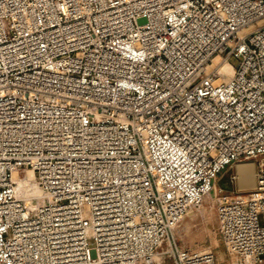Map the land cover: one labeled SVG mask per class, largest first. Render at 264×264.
<instances>
[{
	"label": "built area",
	"instance_id": "2783aa9c",
	"mask_svg": "<svg viewBox=\"0 0 264 264\" xmlns=\"http://www.w3.org/2000/svg\"><path fill=\"white\" fill-rule=\"evenodd\" d=\"M261 19L264 0H0V264H217L173 237L211 190L227 252L264 264ZM245 160L254 187L216 191Z\"/></svg>",
	"mask_w": 264,
	"mask_h": 264
},
{
	"label": "rangeland",
	"instance_id": "374dc122",
	"mask_svg": "<svg viewBox=\"0 0 264 264\" xmlns=\"http://www.w3.org/2000/svg\"><path fill=\"white\" fill-rule=\"evenodd\" d=\"M229 62L233 66H236L237 60L231 58ZM241 163L253 162L251 160L240 161L235 163L231 168L223 169L214 180L213 185L216 191L220 189L223 193L231 196L247 192L243 189L248 188L238 187L237 178L234 181H230L229 179L230 175L236 176L235 167ZM173 237L183 249L190 251H213L217 264H239L237 257L227 252L220 239L214 190H211L204 196L201 204L187 211L174 229Z\"/></svg>",
	"mask_w": 264,
	"mask_h": 264
},
{
	"label": "bare ground",
	"instance_id": "6f19581e",
	"mask_svg": "<svg viewBox=\"0 0 264 264\" xmlns=\"http://www.w3.org/2000/svg\"><path fill=\"white\" fill-rule=\"evenodd\" d=\"M264 23V19L258 21L257 24L251 25L248 30L253 29ZM219 61V57L214 58L213 63L216 64ZM224 70L223 79H227L232 73V67L225 63L222 66ZM236 178L239 188H253L255 185L254 179V164L253 163H241L237 165ZM18 192L20 194L29 195L31 193H37V190L33 182V173L28 171L25 177L17 178Z\"/></svg>",
	"mask_w": 264,
	"mask_h": 264
},
{
	"label": "crops",
	"instance_id": "0c3cea01",
	"mask_svg": "<svg viewBox=\"0 0 264 264\" xmlns=\"http://www.w3.org/2000/svg\"><path fill=\"white\" fill-rule=\"evenodd\" d=\"M236 169H237V166L235 167V171H236ZM244 191H248V190H250V188H248V189H243Z\"/></svg>",
	"mask_w": 264,
	"mask_h": 264
}]
</instances>
